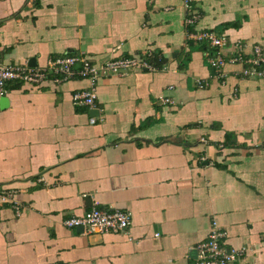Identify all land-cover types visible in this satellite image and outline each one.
<instances>
[{"label":"crops","instance_id":"crops-1","mask_svg":"<svg viewBox=\"0 0 264 264\" xmlns=\"http://www.w3.org/2000/svg\"><path fill=\"white\" fill-rule=\"evenodd\" d=\"M187 1L193 28L184 0H0L4 65L79 53L92 64L156 61L99 79L96 110L73 106L87 86L78 77L10 83L0 189L24 208L17 217L0 205V264H192L213 222L224 248L244 250L229 264H264V77L228 65L221 83L207 62L214 51L187 36L223 35L227 56L238 43L264 51V0ZM92 207L126 211L131 225L104 235L62 227Z\"/></svg>","mask_w":264,"mask_h":264},{"label":"built area","instance_id":"built-area-1","mask_svg":"<svg viewBox=\"0 0 264 264\" xmlns=\"http://www.w3.org/2000/svg\"><path fill=\"white\" fill-rule=\"evenodd\" d=\"M188 18L185 24L193 28L197 16L187 0H184ZM188 38L195 43L205 44L208 48L215 50L207 58L210 68L217 73V78L224 83L228 77L225 67L228 65H239L240 75L246 79H260L264 77V51L261 46L252 47L251 53L246 55L245 45L235 44L232 54L227 56L223 50L228 47L229 40L208 30H191ZM151 54L143 53L142 56L134 58H110L101 63L92 64L83 54L69 55L48 59L45 67L31 68L27 65H4L0 61V99L8 93L10 83L20 82L28 85H39L45 81L54 84L67 82L76 77L87 82L82 90L73 93L71 101L75 108L85 107L88 110L97 109V97L95 86L99 79L117 77L124 78L135 71L151 72L155 66L150 62ZM201 87L200 83H197ZM160 103L171 105L173 102L167 98H161ZM95 118L90 119L94 123ZM201 142L206 143L202 140ZM10 205L17 217L23 212V206L16 202L15 191L0 189V205ZM131 225V215L119 209H101L92 207L81 216H71L62 221L65 229H79L85 235L122 234ZM225 232L213 222L211 224L207 239L195 247L196 259L192 264H229L234 262L243 253V249L227 250L221 245Z\"/></svg>","mask_w":264,"mask_h":264},{"label":"water","instance_id":"water-1","mask_svg":"<svg viewBox=\"0 0 264 264\" xmlns=\"http://www.w3.org/2000/svg\"><path fill=\"white\" fill-rule=\"evenodd\" d=\"M4 100H5V98H2V99L0 100V106H1V104H3Z\"/></svg>","mask_w":264,"mask_h":264},{"label":"trees","instance_id":"trees-1","mask_svg":"<svg viewBox=\"0 0 264 264\" xmlns=\"http://www.w3.org/2000/svg\"><path fill=\"white\" fill-rule=\"evenodd\" d=\"M202 46L203 47H205L206 48V45L205 44H202ZM213 50V49H212ZM214 51V53H215V50H213ZM153 63H156V61L154 62V61H152Z\"/></svg>","mask_w":264,"mask_h":264},{"label":"rangeland","instance_id":"rangeland-1","mask_svg":"<svg viewBox=\"0 0 264 264\" xmlns=\"http://www.w3.org/2000/svg\"><path fill=\"white\" fill-rule=\"evenodd\" d=\"M200 31V30H199Z\"/></svg>","mask_w":264,"mask_h":264}]
</instances>
